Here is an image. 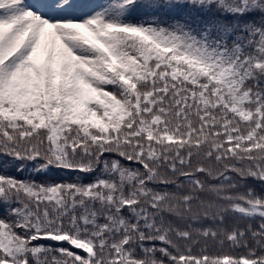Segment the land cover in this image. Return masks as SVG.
<instances>
[{
	"label": "snow or ice",
	"instance_id": "6c2138e0",
	"mask_svg": "<svg viewBox=\"0 0 264 264\" xmlns=\"http://www.w3.org/2000/svg\"><path fill=\"white\" fill-rule=\"evenodd\" d=\"M0 264H264V0H0Z\"/></svg>",
	"mask_w": 264,
	"mask_h": 264
},
{
	"label": "trees",
	"instance_id": "16d2710c",
	"mask_svg": "<svg viewBox=\"0 0 264 264\" xmlns=\"http://www.w3.org/2000/svg\"><path fill=\"white\" fill-rule=\"evenodd\" d=\"M60 175H63L65 179L73 178L72 176H70L69 174H66V173L65 174H60ZM258 190H259V188H258ZM255 223H258V221L255 222Z\"/></svg>",
	"mask_w": 264,
	"mask_h": 264
}]
</instances>
